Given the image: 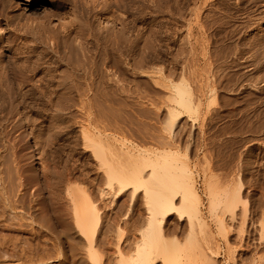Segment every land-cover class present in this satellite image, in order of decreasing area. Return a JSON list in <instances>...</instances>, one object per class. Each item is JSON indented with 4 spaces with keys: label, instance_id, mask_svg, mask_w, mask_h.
<instances>
[{
    "label": "rangeland",
    "instance_id": "374dc122",
    "mask_svg": "<svg viewBox=\"0 0 264 264\" xmlns=\"http://www.w3.org/2000/svg\"><path fill=\"white\" fill-rule=\"evenodd\" d=\"M5 1L8 3L6 13L10 16L18 15L21 19L24 18L22 20L24 22L30 17L32 19H35L33 17H43L44 15H49L50 18L51 16L54 17L53 15H57L55 11L59 8V5H56L55 2L62 0ZM70 1L75 2L76 0ZM89 1L92 4H90L91 6L97 5L98 8L104 6L103 9L107 13L111 12L109 15L105 12L109 19L108 22L114 19L111 18L110 20V15L117 13L124 14V19H129L127 21H131L132 18L131 24L135 27L128 34L130 35V32L134 31L136 33V30H140L139 44L142 48L136 46L138 49L135 47V50L131 49L133 51H130V49L124 50L122 55L120 53L119 57L122 56L120 58L117 57L118 54H115L116 56L102 55L103 58L97 59L93 69L87 73L88 77L86 80L83 77L84 74L70 66L68 68L70 72L68 70L65 74L68 78L64 76L66 79H64L63 85H67L66 88H69L70 82L75 86L78 81L80 88L77 87L79 86L77 84L75 89H71V92H74L70 98L71 94H67V99H65L67 95L63 96L64 99H59L61 106L59 105L57 108L48 104L50 103V97L47 96V99L46 96H39L38 93H34L35 95L31 94V97L21 96L15 99L0 95L2 97L0 98V159L3 157L1 163L4 164L2 167L8 170L7 172L11 171L12 174L13 164L15 163L14 158H17L19 165L21 164L23 167L24 174L21 178L22 187L19 190L16 189L17 197L15 200H9L6 195L0 194V264H97V262L99 264H117V255L113 252L115 250L114 244L118 238L119 226L124 228V221H127L126 219L128 218H130L129 220H140L142 215L145 217V214H143L145 213L143 198L139 196L132 199L130 197L131 194L127 192V194H121L118 197L112 196L114 193L108 195L107 198L101 197L99 188L102 187L100 185H105V179L107 178H104L106 177L105 171L100 168V161L93 155V150L91 148L90 150L89 147L86 148L84 144L83 123L89 126H96L101 123L100 125L98 124V127H102L106 123L104 127L108 126L107 130L109 132H116L119 129L117 126L124 127L123 130L129 129L127 134L133 133L132 137L135 139H132L130 134L127 137L130 136L129 138L134 141L137 140L140 145L145 147H154L155 140H152L153 138L151 137L153 133L156 135L153 134L152 136H157V140L159 137L157 134L165 135L167 141L169 140L167 146H169L168 144H173L176 147H171L183 154H187L189 156L187 157L188 161L194 167L197 188L204 204L203 212L209 224L210 233H208L211 236L213 234L215 236L212 238L208 236V239L210 238L209 244L212 248L217 247V252L219 251L216 256L215 254L212 255L213 259H215V262H213L215 264H264V238L261 239L260 236L264 227V104H261L264 103V95H261L264 92L249 88L244 80L236 83L230 77L232 76L230 73L234 75V73H237L235 71L242 72L245 70H240L241 67H239L242 64V61L240 62L242 56L251 55L250 58L255 59L252 53L254 49L258 48V51L257 49L254 51L255 55H261L260 51H264V0H181V4H186H182V6H179L181 5L179 0H174L178 2L176 5L173 0H166L171 6L165 3V0H160V2L159 0ZM77 2L80 4V6L78 4L80 19L94 23V25L91 23L93 29L97 32L101 31L99 30L101 29L100 24L103 26V23H100L95 15L92 14L95 8L86 15L83 12L84 16H86L83 17L81 11H83L82 3L84 1L77 0ZM176 7H181L182 11L176 9ZM169 11L171 12L169 13ZM175 11L177 16L174 15ZM179 11L181 12L180 14L178 13ZM194 11L196 13L201 11V14L200 12L197 13L198 15L195 13L198 18L193 14ZM55 18L50 19L51 22L53 20V24H57ZM201 21H204V25L207 26H204ZM45 26V31L43 30L45 35L43 37L45 38L46 36L48 38L47 35L50 37V33L47 32H50L48 30L51 29V25ZM117 26L119 25L117 24ZM7 27L9 28L5 24L2 26L3 29ZM207 33L210 34L208 35L209 38L205 36ZM132 34L130 36L132 38L135 37V34ZM148 36L150 37L147 40L149 43L147 45L151 47L147 49L146 44L145 48H143V42H146L145 40ZM143 37L144 40H142ZM180 37H185L183 38L185 43L182 40V44L179 43ZM207 39H209V43H207ZM245 39L249 40L245 41ZM44 40L48 41V39ZM204 41L206 44H204ZM213 42H215L214 46L212 45ZM260 42H263V45ZM179 44L182 45V48ZM259 44L261 47L263 46V51ZM57 45L62 49L61 43L58 42ZM216 45L219 47L218 51L221 50L220 53L216 50ZM239 45L240 47L243 46L240 49H242V52L244 50L243 53L245 55L239 52ZM255 45L258 46L256 47ZM203 48H205L204 50H206L208 55L210 51H213L211 53L214 57L211 54L209 55L213 59V61L211 60V67L215 71H217L216 67H218L220 69L217 71L218 74L224 77L223 79L220 75L219 78L221 77V80L217 79L219 82L217 80L210 82V84L217 85L218 83L220 85L219 87H213L215 89L219 88L216 89L218 93L213 95V97L206 95L208 98L202 95V88L199 87L202 85L199 83L201 77H198V75L204 65V53H201ZM236 48H238V51H234V53L233 50H236ZM249 48L253 49H251L252 52L248 51L250 50ZM193 50L194 53L192 52ZM246 52L252 54H247ZM191 54H193L192 60L191 56H189ZM238 54L242 56L240 57ZM143 55L145 59H143ZM147 55H150V59L146 58L149 57ZM216 55L219 57L218 59H216ZM235 55L237 57H234L235 59L232 58ZM136 56H140L137 57L138 61ZM159 57H162L161 60ZM238 58L240 59L238 60ZM130 59H133V61H129ZM214 60H218V62ZM213 64L216 65L213 67ZM233 68L234 70H231ZM197 72L198 75L196 77L195 74ZM228 72L230 73L228 74ZM192 73H194V76ZM226 75L227 78H225ZM190 76L191 78H188ZM182 77L189 79L190 82H188L194 91V97H196L194 100L198 98L200 101L201 108H199L200 112L198 113L200 115L193 118V116H189L185 112L182 113L176 120L172 131L167 129L169 137L165 131L166 126L170 125L169 108L175 107V104L171 103L172 100H170L172 92L170 82H176ZM227 79L229 82L232 79L233 83H236L235 86H237L234 87L232 81L230 82L231 85L233 84L231 86L227 83ZM221 82L223 83L221 84ZM225 83H227L228 88L223 85ZM21 84L23 85V83ZM213 84L212 86H215ZM16 85L19 87L20 83ZM24 85L29 88L32 83L29 82ZM24 85L23 87H25ZM72 85L70 88L74 87ZM237 88H239L238 90L241 94L235 90ZM78 89H80V92H78ZM82 89L86 90L88 95L84 93L85 96L81 95ZM62 90L64 91V89ZM219 93H222L221 98H219ZM253 93L259 96L253 97ZM246 94L250 97L247 98ZM234 96L236 100H239L237 101L239 103H236L237 105H235ZM60 97L63 98L62 96ZM256 97L257 99L260 97L262 99L260 98L256 102L255 100L252 101ZM211 98L212 101L210 100L209 104L208 99ZM214 98L215 100L213 101ZM244 99L248 101H244ZM198 100H196V103ZM245 102L247 104L250 102V105H252H247ZM82 104L86 106L83 107ZM244 105L248 106V108L245 107L248 110L243 107ZM207 106L208 108L206 109ZM237 106L240 109H237ZM239 106L243 107V109ZM256 108H258V111H256ZM250 110H253L254 114ZM233 111L240 112L234 114ZM114 129L117 130L115 131ZM145 134H147V137H151V140L147 139ZM163 135H160L161 138L155 145L160 144L162 138V141L166 139ZM142 138L146 139L145 143H143L144 140L141 141ZM165 142L166 140L163 141V146ZM159 148H162V146ZM68 173L72 177L68 176ZM63 175L70 177L71 181L67 178V180L64 179L65 177L62 179L61 176ZM73 176H76L77 180ZM208 176L211 177L209 178ZM13 177L15 181L17 178ZM69 181L71 183L74 182L73 184L78 182L79 185L83 183V186L90 191V195L101 208L100 211L102 212L104 223L102 226L103 231L101 229L99 232L101 235L98 234L97 236L95 258H92V252H89V244L85 236L81 235L77 228L75 219L72 217L73 214H70L72 213L69 208L71 203L68 202L69 200L65 194ZM211 181L212 184L213 182L216 184L217 190L229 189L231 192L237 190L241 192L242 200L236 205L234 217L231 212L227 213L224 209L223 215L219 213L222 207L217 210L221 214L220 216L225 217V222L228 224L227 228L230 227L228 234L225 235L227 238H224L222 234V237L218 234L215 218L209 213L207 187ZM0 191L2 192L1 189ZM244 204L248 208L245 216H243ZM141 209L144 211L142 210V215H139ZM124 213L127 214V218H124ZM173 216L174 218H172L171 222L173 225V228L171 226L172 231L178 230V232H175V236L183 238L188 230L187 219L179 221L176 215ZM177 227L178 229L175 230ZM183 228L185 232H183ZM107 233L110 236H105ZM169 236L170 238H172L171 236L174 237V233L170 232ZM228 243L231 244V254L227 252ZM164 262V260L158 259L155 264H164Z\"/></svg>",
    "mask_w": 264,
    "mask_h": 264
},
{
    "label": "bare ground",
    "instance_id": "6f19581e",
    "mask_svg": "<svg viewBox=\"0 0 264 264\" xmlns=\"http://www.w3.org/2000/svg\"><path fill=\"white\" fill-rule=\"evenodd\" d=\"M83 1H84L82 3L83 11H81L82 16L86 17V16H84V14L86 15L88 13H91V10L95 8L94 9L95 11H92L93 12L92 14L95 15L96 19H98V21H100V23H103V26L100 24L101 29H99V30H101V31L98 30L99 32H97L96 30L93 29L94 23H92L90 21L86 22L85 20L80 19L81 15L79 14L80 12H78L80 4L77 2V0L75 2H72L70 0H62V1H58L57 3L55 2L56 5H59V8H58V10L55 11V13H57V15H53L54 17L51 16V18H50L49 15H44L43 17H38V16L33 17L35 19H32L31 17L30 18L27 17L28 19L26 18L27 20L25 19L26 21H24V22H22V20L24 18L21 19V17H18V15H15V16L14 15L13 16L8 15L6 13L8 3L5 0H0V95H2V97L6 96L10 99H15V98H20L21 96L31 97L30 96L31 94L35 95L34 93H38L39 96L50 97L49 98L50 103H48V104L53 105V107L57 108V107H59V105L61 106V104H59V102H61L60 101L61 99H64L63 96L67 95V94L68 95L71 94L69 96V98H70L72 96V93L74 92V91L71 92V89H73V88L75 89L76 88L75 86L78 84V81L76 83L73 81V83L76 84L75 86L72 85L70 82L69 83L70 87H71V85L74 86L72 88H70L68 86L70 89L66 88L67 85L66 86L63 85L64 81H65L64 79H66V78H64V76L67 73V71L69 70L68 68L70 66H72L73 69L78 70L79 72L84 74L83 77L86 80V78L88 77L87 73L93 69V66L96 64L97 59L99 60L100 58H103L102 55L107 54V55L114 56L115 54H118L117 57H119L120 53L122 55V52L124 50L130 49V51H133V50H135L134 48L136 46L141 47V45L139 44V42H140V32L139 31L140 30L139 31L136 30V33L134 31L130 32L131 34L132 33L135 34V37H133V38H132V36H130L131 34L130 35L128 34V32L132 31L133 28L135 27V26H132V24H131L132 18H131V21H127L129 19L125 20L124 19L125 16L123 17L124 14L122 15V13L121 14L117 13L118 16H117V14H112V16L110 15V17H109L110 20H111V18H114V19H112L111 22H108L109 19L105 14L106 10L103 9L104 6L102 8H98L97 5L91 6L92 4L89 0H83ZM155 1H158V0H155ZM167 1H170V0H167ZM167 1L165 3H167ZM180 1L181 0H179V3H180ZM159 2H160V0H159ZM174 3L176 5V3H178V2L174 1ZM78 4H79V6H78ZM158 4H161V3H158ZM167 4H169L171 6L170 3H167ZM167 4H165V5L170 7ZM182 4H185V3H182ZM182 4L181 5L177 4V5L182 6ZM82 8H81V10H82ZM180 8L176 7V9L181 10ZM168 10H169V8H168ZM191 11H193V10H191ZM83 12H84V14H83ZM170 12L171 11H169V13ZM198 12H200V14H201V11H197V13ZM109 13H111V12H108L107 14L109 15ZM178 13L180 14L181 12L179 11ZM195 13L196 12L194 11L193 14H195ZM196 14H195V17L198 18V16H197L198 14L197 15ZM119 15L122 18H120ZM174 15L177 16L176 11H175ZM184 15H185V13H184ZM182 17H184V16H182ZM52 18L56 19L57 24H53L54 23L53 20L51 22L50 19H52ZM202 18H203V16H202ZM182 20H183V18H182ZM206 20H208V19H206ZM184 22H186V21H184ZM201 22H203V25H204V21H201ZM4 24L6 26H9V28L7 27V28L3 29L5 27L4 26L2 28V26ZM11 24H14V25L11 26ZM97 24H99V23H97ZM117 24L119 26H117ZM207 24H208V22H207ZM45 25H47V26L51 25L50 26L51 29L48 30L50 32H47V33H50V37L45 32L46 35L48 36V38H46V36H45V38L43 37L45 35V34H43V30L46 27ZM181 25H180V27H181ZM209 25H210V23H209ZM200 26L202 27V25H200ZM204 26H207V25H204ZM183 28H184V26H183ZM48 29H49V27H48ZM178 29H180V28H178ZM46 30H47V28H46ZM180 32H179V34H180ZM152 34H154V33H152ZM183 34H184V31H183ZM208 35H210V34L207 33V35H205V36H208ZM178 36H180V35H178ZM149 37L150 36H148V38H146V40H145L146 42H143L144 43L143 48H145V46L147 44H149L147 42ZM43 38L46 40L48 39V41H50V42L47 43L48 41H45ZM183 38H185V37L179 38L180 44H182L181 40L184 42ZM205 38H207V37H205ZM208 38H209V36H208ZM142 40H144V37ZM142 40H141V42H142ZM186 40H188V39H186ZM207 40H208L207 43H209V39H207ZM247 40H249V39H247ZM247 40L245 39V41H247ZM58 42L61 43L62 49H61V47H59L57 45ZM243 42L244 41H242V43ZM248 42H250V41H248ZM263 42L262 43L260 42V44L263 45ZM214 43L215 42H213V44L212 43L211 44L214 46ZM254 43H252V44H254ZM204 44H206V42ZM244 44H245V42H244ZM240 45H239V49L241 47L243 48V46L240 47ZM247 45H248V43H247ZM261 45L259 47L262 50L263 46L261 47ZM181 46L182 45H180V47ZM183 46L185 47V45H183ZM150 47L151 46L148 47V45L146 46L147 49ZM193 48H194V46H193ZM216 48L215 49L218 51L219 47L217 46ZM253 48H255V47H253ZM131 49H133V50H131ZM204 49L205 48H203V51H205V52H203V51L201 52V53H204L203 54V62H204L203 64L204 65L203 66L201 65L203 68H201V66H200V68L202 69L201 73L199 72L200 76L198 75V72H197V74H195V76L198 75V77H201L199 80L200 82L199 81L198 82L202 84V85L200 84L201 86H199L202 88V92H203L202 95H205V96L211 95L213 97V95L218 93V91L216 89H219V88L215 89L213 87H217V86L219 87L220 84L218 85L217 82H219V80H217V79H220L223 76L220 74L221 77L219 78L220 75L218 74L217 71L220 69H218V67L215 66L217 68V71H215L214 68L212 69V67H211L213 59H211L209 57V55L211 54L212 57H214L213 54L211 53L213 51H210V54L208 55L206 50H204ZM237 49L238 48H236V50H233V52L238 51ZM249 49L250 50H248V51L252 52L253 49L252 48H249ZM256 49L258 51V48H256ZM256 49H254L252 52L253 55L255 56V59L250 58L251 55L250 56L248 55L247 57L242 56L243 54L245 55V53H243L244 50L242 52V49H240L239 52H242V55H239V54L238 55L240 57L242 56V58H241L242 60H240V62L242 61V64L239 65V67H241L240 70L241 69L242 70L247 69V70L246 71L243 70L242 72L235 71L237 73H234V75L230 72H228V74L230 73L232 75L230 77L233 78L236 83H239V82L244 80L246 82V85L249 88L254 89V90H258L260 92H264V51L262 50L263 52H261L259 49L261 55H258V54L255 55L254 51H256ZM139 50H138V52H139ZM188 50H190V49L188 48ZM155 51H159V50H155ZM160 52H161V50H160ZM188 52H190V51H188ZM192 52L194 53V50ZM218 52L220 53L221 50ZM184 53H182V54H184ZM252 53H249V54H252ZM124 54H126V53L124 52ZM156 54H158V53H156ZM187 54H189V53H187ZM187 54H186V56H187ZM137 55H139V53H137ZM158 55H160V54H158ZM192 55L193 54L189 55V56H191V60L193 58ZM147 56H149V57H146V58L150 59V55H147ZM120 57H122V56H120ZM137 57H140V56H136V59H137ZM143 57H144V55H143ZM215 57H216V59L219 58L217 55ZM234 57H237V56L235 55L232 58H234ZM126 58H128V57H126ZM129 58H130V56H129ZM161 58L159 57L160 60H161ZM209 58H210V60H209ZM143 59H145V57ZM173 59H174V57H173ZM239 59L240 58H238V60ZM131 60L133 61V59H130L129 61H131ZM186 60L188 61L190 59H186ZM134 61H135V56H134ZM137 61H138V59H137ZM198 61H200V60H198ZM215 62H218V60H216ZM215 62H213V63H215ZM236 62H239V61H236ZM199 63H201V62H199ZM229 64H231V63H229ZM214 65H216V64H213V67H214ZM231 65H233V64H231ZM229 67H230V65H229ZM234 68L236 69V67H234ZM234 68L231 70H234ZM237 68H238V63H237ZM221 69H222V67H221ZM71 71H72V69H71ZM69 72H70V70H69ZM223 72H224V70H223ZM77 74H79V73H77ZM184 74H186V73H184ZM190 75H191V72H190ZM192 75L194 76V73H192ZM71 76H72V73H71ZM75 76H76V74H75ZM73 77H74V75H73ZM67 78H68V76H67ZM188 78H191V76ZM225 78H227V75ZM69 79H71V78H69ZM223 79H224V77H223ZM228 79H230V78H228ZM213 80L214 81L217 80V82H216L217 85L212 83L213 85H215V86H212V84H210V82ZM17 81H19V82L16 83ZM188 81H189V79L187 80L184 77H182L180 80H178L176 82H173V81L170 82L169 81L171 83L170 86L172 89V92L170 94V96H171L170 100H172L171 103L173 102V104H175V107H173L172 109H170L171 107L169 108V114H170L169 117L171 119L169 120L170 122L169 121L168 122L170 123V125L167 124L168 126H166L167 128L165 130L168 135H169L168 130L171 129V131H172V129L176 123V120L179 118V116L182 113L185 112L189 116H193V118L196 117L197 115H200V114H198L200 112L199 108H201L200 101L198 100V98L194 100V98H196V97H194V91L191 87V84H189L190 81L189 82ZM231 81L233 83L232 79L230 80V82ZM29 82H31L32 85L31 86L28 85L29 86V88H28L27 85H24V84H28ZM66 82H67V80H66ZM223 82H221V84ZM230 82H229V80L227 81V83H229L231 85ZM15 83L16 84L20 83L19 87H17V85ZM21 83H23V85L25 87H23V85ZM227 83L223 84L225 86V88H228L226 85ZM235 84H234V87L237 86V85L235 86ZM85 86L87 87V85H85ZM242 86H243V84H242ZM77 87L80 88V85ZM238 87H240V86L238 85ZM60 88L64 89V91ZM83 89H84V87H83ZM83 89H82L80 94L81 95H84V94L88 95V94H86L87 93L86 90H88V89L87 88H86V90H83ZM238 89L239 88H237L235 90H237L239 92ZM248 89H245V90H248ZM78 90H79L78 92H80V89H78ZM198 90L200 91L199 88H198ZM220 90H221V88H220ZM232 90H234V89H232ZM249 91H251V90H249ZM219 94H220L219 98H221L222 93H219ZM243 94H244V91H243ZM68 95L66 96L65 99H67ZM248 95H249V93H248ZM253 95H254V93H253ZM261 95L263 96L264 94H261ZM60 96H62L63 98H61ZM205 96H204V98H205ZM255 96H259V95L256 94L253 97H255ZM2 97L0 96V98H2ZM48 97H47V99H48ZM238 97L240 98V96H238ZM249 97L250 96H248L247 98H249ZM234 98H235V96H234ZM259 99H257V97H256V99H252V101L255 100V102H256V100H259ZM196 100H198L197 103H196ZM208 100H209V104H210V100L212 101V98L208 99ZM214 100H215V98L213 99V101ZM237 101H239V100H236V98H235V105H237L239 103V102L237 103ZM244 101H248V100L244 99ZM249 101H251V100H249ZM202 103H203V101H202ZM204 103H206V102H204ZM245 103L247 104V102H245ZM211 104H212V102H211ZM261 104H264V103H261ZM82 105H83V107L86 106L84 104H82ZM247 105H250V102ZM247 105H244L243 107L248 108ZM257 105H259V103ZM253 106H255V105H253ZM239 107H241V106H239ZM243 107H241V108L243 109ZM259 107H260V105H259ZM207 108H208V106L206 107V109ZM233 108H234V105H233ZM247 108H245V109H247ZM237 109H240V108H238V106H237ZM256 109H257L256 111H258V108H256ZM250 111L252 112L253 110H250ZM256 111H254V112H256ZM239 112L240 111H238V113ZM235 113H237V112H234V114ZM256 113H258V112H256ZM88 115H90V114H88ZM248 115H249V113H248ZM105 122H106V120H105ZM98 124L100 125L101 123H98ZM98 124L96 126H94V125L89 126V125H87V124L85 125L83 123L82 133L84 136L83 138L85 139L84 144H85L86 148L89 147V149L91 148L93 150V152H94L93 155L95 156V158H97L100 161V163H99L101 165L100 168H102V170H104L105 171L104 173L106 174L105 175L106 177H104V178H107V179H105L106 182L104 181L105 185H100L103 188L102 187L99 188L101 190V195H102L101 197L107 198L108 195H110L112 193H114V195H112V196L118 197L121 194H125V193L127 194V192H129V194H131L130 197H132V199L136 196L143 198L142 199L143 203H144L143 208L145 207V209H144L145 213H143V214H145V217L141 213L144 211L143 209H141V211L139 212L140 213L139 215H142L140 218L141 221L140 220H129L130 218H128V219H126L127 221H124L125 227L120 228V226H119V228H118V238H117L116 243L114 244L115 250L113 252L114 254L117 255V264H155L156 261H158V259L164 260L166 262V264H215L214 263L215 259H213L212 255L215 254V256H216L219 251L217 252V250H218L217 247L216 248L213 247L214 248V250H213L212 246H210V244H209L210 238L208 239V236L209 237L211 236V235H209V233H210L209 232V230H210L209 224H208L206 217L204 215V212H203V205L204 204L202 202L200 192L197 188L195 170L193 169L194 167H192V165L190 164V162L188 161V158H187L189 156H187V154H183L179 150L171 147V146L176 147L173 144H168L169 146H167V143L169 142V140L167 141V138L163 134H160V135H163L164 138H166V139H164V140H166V142H165L166 145L164 143V146H163V141H164V140L162 141L163 138L161 139L162 143L159 141L160 144L155 145L157 143V141L160 140L161 137L159 134H157L159 136L158 140H157V138H156L157 136L156 137L152 136L153 134H155L152 131L153 134L151 135V137L153 138L152 140H155L154 147H150V146L145 147V146L140 145L137 142V140L136 141L132 140L134 138V137H132V135H134L133 133H131V132L129 133L130 136L132 137V139L129 138L130 136L127 137V135H129V134H127L129 132L128 131L129 129H126V130L124 129L125 130L124 131L123 130L124 127H119V126H117L118 125L117 124L116 126L119 129L118 130L114 129L115 131L117 130L116 132H109L107 130L108 126L104 127L106 125V123H105V125L103 124L102 127L101 126L98 127ZM236 124H238V123L236 122ZM90 125H91V123H90ZM119 125H120V123H119ZM149 134H151V133H149ZM146 135L147 134H145V136ZM169 137H170V135H169ZM148 138L149 137H147V139ZM154 138H156V139H154ZM143 140H144L143 143H145L146 139L142 138L141 141H143ZM249 141H251V140H249ZM160 145L162 146V148H159V147H161ZM156 146H159V147H156ZM1 159H0V189L2 190V192L0 191V194L6 195V198L9 200H11V199L15 200L17 197L16 189L19 190V188L22 187L21 178L24 175L23 174V167L21 164H20L21 166L19 165L17 158H14L15 163L13 164V169H12V172L14 174L12 173L13 174L12 175L11 171H10L11 169L9 170L10 172H7L8 170L3 169L2 165H4V164L1 163ZM4 168H5V166H4ZM70 174H71V172H70ZM70 174L68 173V176ZM13 176H15L17 178L15 181H14ZM61 177L63 179L65 176L63 175ZM73 177H74V179H76L75 178L76 176H73ZM66 178L71 181L70 177H65L64 179H66ZM76 180H75V182H76ZM70 181L67 184L66 190H65V194L67 195L66 198H68V200H69L68 202L71 203L70 204L71 206L69 208L71 209L72 213H70V214H73L72 217H74L76 226L79 229L81 235L83 234V236H85L87 243L89 244V249H90L89 252H92L91 253L92 258H95L94 257V256H96L95 246H96V242L98 241L97 236H98L99 232L101 231L103 223H104L103 222V215H102V212L100 211L101 208L98 205V203H96V200H94L92 198V196L90 195L91 194L90 191H88L87 188L85 186H83V183H82V185L81 184L79 185L78 182L73 184L74 182L71 183ZM209 181H210V179H209ZM209 184L207 187V189H208V191H207L208 195L207 196L209 198V213L211 215H213L215 218L214 220L217 223V227H218L217 229L219 232L218 234H220L221 237L223 235L224 238H227V236H225V235L228 234V231H229L228 229L230 227L227 228L228 224H227V222H225V217L220 216V215L222 214V212H224L226 210L227 213L231 212L233 217L235 216L234 213H235L236 205L238 202H240L242 200L241 199V192L238 190L231 192V191H229V189L228 190L224 189L223 191H221V190H217V186H216V184H214V182L212 184V181H211V182H209ZM15 194H16V196H15ZM244 203H246V202H244ZM244 205H245V208L243 210L244 211L243 216L247 215L246 213L248 210L247 205L246 204H244ZM220 207H222V209H220L221 212H219L221 214H219L217 211ZM223 209H224V211H223ZM126 215L127 214L123 215L124 218H127ZM173 215H176L177 219L179 221L187 219L188 225L187 224L186 225L188 226V230L186 232L187 234L185 233L186 235L183 233L184 234L183 238L175 236V232H178V230L172 231L173 225L171 224V222H172V218H174ZM210 219H211V217H210ZM176 223H178V222H176ZM174 224H175V222H174ZM179 224H180V222H179ZM171 226H172V228H171ZM262 226H263V224H262ZM178 227L175 228V230L178 229ZM182 230H183V232H185L184 228ZM102 231H103V229H102ZM170 232L174 233V237L171 236L172 238H170V236H169ZM262 232H261L262 234L260 235L261 239L264 238V227L262 229ZM99 235H101V233ZM106 235L110 236L109 233L105 234V236ZM213 235L211 236V238L215 237ZM109 241H111V240H109ZM109 241H108V243H109ZM202 241H204L207 245L204 242L202 243ZM228 245L229 246L227 248V250H228L227 252H229V254H231L232 253V252L230 253V251H232V249L230 247L231 244L228 243ZM233 250H235V249H233ZM95 260H97V259H95ZM263 260H264V258H263ZM165 262H164V264H165ZM261 262H263V261H261ZM97 264H99V263L97 262Z\"/></svg>",
    "mask_w": 264,
    "mask_h": 264
}]
</instances>
